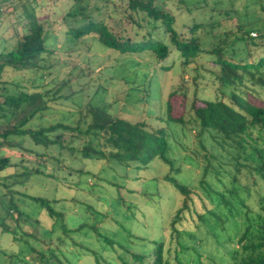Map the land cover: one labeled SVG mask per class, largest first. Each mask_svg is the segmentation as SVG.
I'll return each mask as SVG.
<instances>
[{
	"label": "trees",
	"instance_id": "16d2710c",
	"mask_svg": "<svg viewBox=\"0 0 264 264\" xmlns=\"http://www.w3.org/2000/svg\"><path fill=\"white\" fill-rule=\"evenodd\" d=\"M9 1L0 0V9ZM70 1L67 11L58 16L59 22H50L39 17L40 5L35 0H18L21 17L0 24V138L8 149L25 153L16 161L0 157V181L7 191L2 195L8 199L0 216V235L29 243L26 254L0 249V255L8 259L7 263L0 259V264H128L115 249V241L104 236L110 217L102 197L78 189L81 214H88L84 221H69L61 200L66 193V187L60 191L61 184L69 176H92L90 169L104 161L121 170L118 173L123 172L122 177L131 183L138 184L140 179L141 191L130 188L127 192L141 197L142 202L166 197L174 201L162 230L168 234V244L163 234L151 252L132 255L134 264H201V255L191 246L199 233L215 245L212 263L218 259L228 264H264V238L257 244L242 245L238 260V251L233 249L227 257L219 254L221 233L216 230L220 225L236 232L235 218L246 209L250 215L252 197L257 215L264 221V18L257 20L260 11L250 21L233 4L221 8L215 0L209 5L206 0L195 1L190 4L196 10L201 4L208 5L209 14L182 31L176 15L163 6L176 2L181 8L185 0ZM189 5L185 6L188 13L193 11ZM52 22L59 24L57 31ZM58 43L70 59L92 49L125 57L145 54L153 58L154 70L163 76L178 61L184 67L206 58L211 64L209 69L204 67L209 77L200 75L199 81L210 83V95L188 98L186 89L173 90L161 111L158 97L145 96L139 93L143 86L135 87L123 96V102L136 108L134 121L91 103L82 106L86 91L83 87L74 90L66 62L60 63L56 56L61 52ZM12 73L18 79L12 80ZM83 73L88 75V71ZM64 104L73 105L74 111L62 112L58 107ZM54 113L60 116L53 122L50 116ZM177 132L183 137L191 134L195 150H200L176 157ZM12 136L28 137L44 153L8 142ZM32 156L34 161L26 159ZM69 160L76 161L79 168L61 169ZM185 162L191 168L185 169ZM194 168L200 169L199 176L193 175L197 174ZM133 170L137 171L134 178L128 174ZM32 178L54 182L51 197L15 189ZM101 181L96 177L97 184ZM105 182L116 190L123 188ZM177 196L181 197L178 207ZM28 201L43 211L51 221L49 226L24 210L22 204ZM90 201L97 205L95 209ZM115 201L114 214L136 211L130 207L134 203L126 204L122 198ZM118 203H124L127 211L117 208ZM90 219L93 222L88 223ZM110 219L118 224L113 216ZM27 221L31 224L25 231L22 224ZM71 223L77 224L75 229L70 228ZM98 241L105 242L100 250L90 247ZM190 250L196 254L193 263H188ZM81 256L88 262L82 263Z\"/></svg>",
	"mask_w": 264,
	"mask_h": 264
},
{
	"label": "rangeland",
	"instance_id": "374dc122",
	"mask_svg": "<svg viewBox=\"0 0 264 264\" xmlns=\"http://www.w3.org/2000/svg\"><path fill=\"white\" fill-rule=\"evenodd\" d=\"M36 4L40 5L37 13L40 18L44 20L51 21H58V16L64 14L67 11V7H69L70 0H55L49 2L47 0H35ZM195 1H203V0H185V4H182L181 8H177L175 4L178 3H164V8L167 11H172L176 15V24L179 30L183 31V27L188 24H191L193 20L199 22L209 14V4L211 1L214 0H206L207 6L201 4L199 10H196V7L192 6ZM220 2L221 8H227L229 4H233L237 11L246 14V19L250 20L253 17L254 12H259L258 19L264 18V0H215V2ZM18 0H11L5 5L2 6L0 12L3 13L0 16V24H6L8 20L10 21H17L18 18L21 17L22 10L18 4ZM190 4V5H189ZM189 5L191 7L192 12L188 13L185 11V6ZM206 7V8H204ZM261 13V14H260ZM261 15V16H260ZM54 27V31L58 30V23L52 22ZM253 26H257L255 22H252ZM251 25V26H252ZM253 36V35H252ZM255 37V36H254ZM57 49L61 50V52H57L56 56L58 57V61L60 63L65 64L66 62V72H70L71 78L75 84L74 90L84 88L85 94L84 98H81L82 106L87 105L88 103L94 104L99 106L100 108H108L112 113H122V115H126L129 120L134 121L135 116L132 118V113L136 111V108L133 106L123 102V96L127 91L130 89L144 88L143 92H139L141 94L150 95L153 98L158 97L159 103L161 105V111L164 109V100L167 94L173 90H181L183 89L187 92L188 98H191L196 94V96H203L210 95L207 87L210 86V83L207 82H200L199 77L200 75L209 77L205 68L209 69L211 64L208 59L203 58L200 60H196L191 62L190 64L182 67L181 63L178 61L176 62L174 68L163 75L157 73L154 70L155 63L153 58L142 55V56H135V57H125L118 54H115L111 51L101 52L100 50L92 49L89 52H85L80 56H77L76 53L73 54L74 58L70 59L67 57L66 52L67 50L64 47L61 48V44H57ZM69 63V64H68ZM75 66L74 69H72ZM205 67V68H204ZM84 71H88V75H84ZM80 75V77H78ZM12 80L18 79L17 76H14L13 73L10 75ZM24 82H22L23 84ZM138 85V86H137ZM138 97V96H137ZM134 101V100H133ZM80 102V100L78 101ZM77 103V102H76ZM73 105L64 104L63 107H58L61 109L62 112H70L74 111L71 107ZM73 113V112H72ZM116 115V114H115ZM58 113H54L50 116L53 122L56 120L55 118L59 117ZM118 116V115H117ZM75 119L77 117H74ZM50 120V121H51ZM177 139V148L175 150V156L179 159L182 158L184 155L193 154V151H199L200 149L195 150L196 145L191 137V134H187L185 137L181 136L179 132L176 133ZM3 140L0 138V157H10L11 160L18 159L20 154H25L24 151L21 149H8L5 145H3ZM8 142H17L19 143L25 150H33L36 153H44V149L41 146H35L33 142L25 136H12L11 138L7 139ZM184 147V149H183ZM26 159H31L34 161L35 159L27 157ZM72 160V158H71ZM69 160L68 164L65 163V167L61 169H74L76 165L79 168V165L76 161ZM38 162H42V160H38ZM43 163V162H42ZM48 165V164H47ZM90 167V163L87 164ZM49 167V165L47 166ZM68 167V168H66ZM80 168L82 166L80 165ZM131 169V167H128ZM184 168L189 169L191 168L190 162L184 163ZM90 173L92 176H80L76 177L75 174L69 176L68 180L66 179V183L61 184L60 191L66 187V193L62 196V201L64 202L63 206L65 207V211L69 212L68 220H77V221H84L88 214H81L82 206H79V191L85 190L86 193H93L98 197H102L103 203L105 208L108 210V215L111 218L112 216L118 220V224L111 221L108 218L109 227L106 229L105 238L109 240H114V246L117 251H119V255L122 256L124 260L127 261L128 264H134L132 255L134 253H141V254H148L152 251L154 246L159 243L162 238V235L165 234V244L168 240V234L162 233V230L165 226L167 221V216L171 211L172 204L174 203L173 199L166 197L163 198L162 201H157V198L153 199L152 201L142 202L141 197L137 195L130 194L127 192V189L135 188L137 192L141 191L139 187L140 179L138 180V184L131 183L129 180L122 177L123 172L119 169L112 168L107 162L98 163L96 168L90 169ZM199 168H194V172L199 176ZM62 174L68 176L63 170L61 171ZM137 171H130L129 177H136ZM120 176H119V175ZM61 176V175H57ZM141 176V174L139 175ZM197 176V178H198ZM95 177V178H94ZM96 177L101 178L102 181L96 183ZM133 177V178H134ZM143 178V177H141ZM196 178V179H197ZM196 179L194 178V184L196 183ZM105 181H110L113 183H117L118 185L122 186V189L116 190L115 187L110 186ZM78 183V185H77ZM53 183H47L46 180H41L37 178L30 179L26 185L22 188L15 187L16 190L26 192L33 196H41L46 195L50 196L49 190L53 188ZM56 184V182H55ZM75 184L77 186H75ZM138 185V187L136 186ZM68 187V188H67ZM78 187V188H77ZM78 189H80L78 191ZM97 190V193L95 192ZM7 192L5 188L2 186L0 181V216L4 211L7 209V197L3 196L2 194ZM54 192V190H53ZM123 199L126 204L131 203L130 207H135L136 211L131 213V211H127L124 203H118L117 208L120 210L127 211L126 215H117L113 213L112 205L116 203L115 200ZM144 200V199H143ZM254 197H252V201H249L248 204L249 208L251 209L248 211L250 213L249 216L246 215V210H242L239 214H237L235 218L236 223V232L231 231L229 226H218L216 230L221 233L220 240L222 243V249L220 250L219 254H224L227 257L230 251H238L241 252L242 245L246 244H257L261 242L264 238V221L263 218L257 215V209ZM81 201V200H80ZM91 202V203H90ZM91 205H94V209L97 207L90 201ZM95 202V201H94ZM108 205V206H107ZM181 205V197H176V207ZM24 210H26L32 217L39 218V220L49 226L51 221L47 220L46 216L43 214V211L37 207L32 205L29 201L24 202L22 204ZM126 209V210H125ZM70 210V211H69ZM72 212V213H70ZM81 214V215H80ZM90 216V215H89ZM90 222L93 220L90 219ZM27 224H22V229L25 231L30 228V221L26 222ZM76 223H71L69 226L72 229L76 228ZM130 234V235H128ZM73 239H76L74 234H70ZM198 236V237H197ZM196 236L194 244L192 247H195L196 251L201 255L198 259L201 264H228L229 261L226 263H219L218 259L215 260L213 263L210 260V255H213L212 251L215 248L214 243L205 240L204 233H199ZM104 240V239H101ZM82 241H85L82 239ZM108 241V240H107ZM226 243L223 247V243ZM94 243V242H93ZM91 244L90 247H97L98 250L101 249V246L105 243L104 241H98L97 244ZM224 243V244H225ZM29 243L26 242H14L11 238L6 237V235H0V249L4 253L8 254H18L22 252L26 254L29 250ZM213 249V250H212ZM114 251V249H112ZM128 250V252H126ZM189 257L190 261L188 263H193L195 258V253L193 250ZM218 254V255H219ZM232 253V257H233ZM84 257V256H81ZM239 257H235V259H240ZM3 255H0L1 260H5ZM231 259V258H230ZM229 259V260H230ZM90 260V259H89ZM151 258H148L147 261H150ZM233 260V258H232ZM8 262V259L5 260ZM88 262L84 257L82 263ZM196 262V261H195ZM91 263V262H90ZM89 262L87 264H90ZM117 264H120L119 261H116Z\"/></svg>",
	"mask_w": 264,
	"mask_h": 264
},
{
	"label": "built area",
	"instance_id": "2783aa9c",
	"mask_svg": "<svg viewBox=\"0 0 264 264\" xmlns=\"http://www.w3.org/2000/svg\"><path fill=\"white\" fill-rule=\"evenodd\" d=\"M47 1L52 2V1H55V0H47ZM252 35L255 36V34H252Z\"/></svg>",
	"mask_w": 264,
	"mask_h": 264
}]
</instances>
